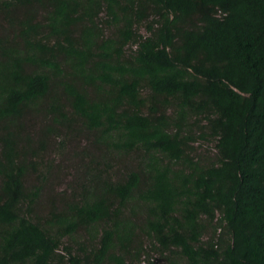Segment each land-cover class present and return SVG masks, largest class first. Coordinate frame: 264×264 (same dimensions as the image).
Instances as JSON below:
<instances>
[{
	"label": "trees",
	"instance_id": "16d2710c",
	"mask_svg": "<svg viewBox=\"0 0 264 264\" xmlns=\"http://www.w3.org/2000/svg\"><path fill=\"white\" fill-rule=\"evenodd\" d=\"M0 264H264V0H0Z\"/></svg>",
	"mask_w": 264,
	"mask_h": 264
},
{
	"label": "rangeland",
	"instance_id": "374dc122",
	"mask_svg": "<svg viewBox=\"0 0 264 264\" xmlns=\"http://www.w3.org/2000/svg\"><path fill=\"white\" fill-rule=\"evenodd\" d=\"M68 153H70V152H68ZM58 163H57V165L59 164L60 166H58L63 172H65V174H67V172H70V169L73 167V164L74 163H69V156L66 154V155H63V156H61L60 158H58ZM67 181H68V177L66 178V176H65V178H61V180L60 181H58V180H56L55 182L56 183H58V185L59 186H61V187H65L64 185L67 183ZM58 185H55V188H57L58 189ZM60 187V188H61ZM41 204L43 205V206H41V207H44V202H41Z\"/></svg>",
	"mask_w": 264,
	"mask_h": 264
}]
</instances>
